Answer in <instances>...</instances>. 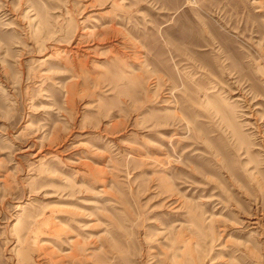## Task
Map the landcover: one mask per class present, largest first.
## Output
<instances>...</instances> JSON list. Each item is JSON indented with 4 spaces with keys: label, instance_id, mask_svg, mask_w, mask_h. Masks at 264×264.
I'll use <instances>...</instances> for the list:
<instances>
[{
    "label": "rangeland",
    "instance_id": "374dc122",
    "mask_svg": "<svg viewBox=\"0 0 264 264\" xmlns=\"http://www.w3.org/2000/svg\"><path fill=\"white\" fill-rule=\"evenodd\" d=\"M0 264H264V0H0Z\"/></svg>",
    "mask_w": 264,
    "mask_h": 264
}]
</instances>
